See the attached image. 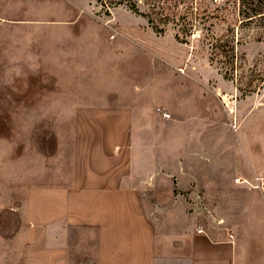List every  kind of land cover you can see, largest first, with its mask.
Segmentation results:
<instances>
[{
  "label": "rangeland",
  "instance_id": "1",
  "mask_svg": "<svg viewBox=\"0 0 264 264\" xmlns=\"http://www.w3.org/2000/svg\"><path fill=\"white\" fill-rule=\"evenodd\" d=\"M136 1L0 0L1 264L24 257L27 193L70 179L78 114L95 110L129 114L154 223L236 236L241 264H264V19L240 25V0H185L192 16L175 4L161 23Z\"/></svg>",
  "mask_w": 264,
  "mask_h": 264
},
{
  "label": "crops",
  "instance_id": "2",
  "mask_svg": "<svg viewBox=\"0 0 264 264\" xmlns=\"http://www.w3.org/2000/svg\"><path fill=\"white\" fill-rule=\"evenodd\" d=\"M78 115L90 120L77 127L71 177L28 191L24 257L11 263L241 264L240 258H250L236 236L154 223L149 214L157 193L148 188L146 172L135 169L122 139V130L131 133L129 114Z\"/></svg>",
  "mask_w": 264,
  "mask_h": 264
},
{
  "label": "trees",
  "instance_id": "3",
  "mask_svg": "<svg viewBox=\"0 0 264 264\" xmlns=\"http://www.w3.org/2000/svg\"><path fill=\"white\" fill-rule=\"evenodd\" d=\"M152 4H153V7H161V12H156L155 15L158 16V20L159 22L161 23H166L167 21H172V19L174 18V15L168 11H171L172 8L174 7L175 4H177V6H180V4H183V7L186 8L183 13V16L184 17H189L192 16V12H190L192 9V7L190 6V4H188L187 2L188 1H185V0H149ZM247 2H249L248 0H240V8H239V12H238V16L241 17V19L239 20L240 21V25L244 23V21L246 22H253L254 20L256 19H259V20H263L264 19V10H262L261 8H258L257 6H254V2L257 3L259 0H251V4H253L251 7H248L247 5ZM154 2V3H153ZM127 4L131 10H133L134 12L137 11V7H136V3L137 1L136 0H119V1H116V0H111V4H115V5H120V4ZM185 5V6H184ZM261 7V6H259ZM201 14H198V16L200 17ZM148 18V22L150 24L153 23V19L150 17V16H146ZM189 19V18H188ZM200 21H203L204 17H201L199 18ZM182 34H184V36L188 35L187 33L189 32V28L187 29L186 26L180 28L179 30ZM176 38L178 40H180L181 42L184 41V38L183 39H180V36H176ZM201 38V36H200ZM204 40L205 39V36H204ZM203 40V41H204ZM205 42V41H204ZM233 42L234 40L233 39H230V40H226L223 44L222 47H224V49L222 51H224V59L226 57H233V54L230 56L229 55V52H227V50H225L228 46H230V50L232 52V46L234 45H237V44H234L233 45ZM213 51L215 52V48L216 46H213ZM213 53V52H212ZM213 55H216V53H213ZM226 61V60H224Z\"/></svg>",
  "mask_w": 264,
  "mask_h": 264
},
{
  "label": "built area",
  "instance_id": "4",
  "mask_svg": "<svg viewBox=\"0 0 264 264\" xmlns=\"http://www.w3.org/2000/svg\"><path fill=\"white\" fill-rule=\"evenodd\" d=\"M158 112H160V114L162 115V117H163L164 119H166V120H169V119H170V115H169V114H167V113H165V112H163V111H159V110H158ZM237 181H238V182L247 183V182L244 181V180H242V181L237 180Z\"/></svg>",
  "mask_w": 264,
  "mask_h": 264
}]
</instances>
